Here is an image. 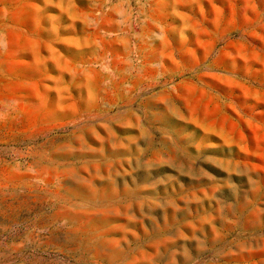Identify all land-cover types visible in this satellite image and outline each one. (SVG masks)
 <instances>
[{"label":"rangeland","instance_id":"rangeland-1","mask_svg":"<svg viewBox=\"0 0 264 264\" xmlns=\"http://www.w3.org/2000/svg\"><path fill=\"white\" fill-rule=\"evenodd\" d=\"M0 264H264V0H0Z\"/></svg>","mask_w":264,"mask_h":264}]
</instances>
